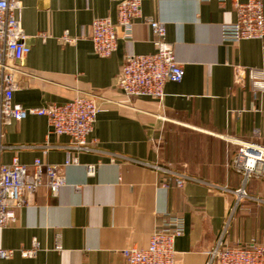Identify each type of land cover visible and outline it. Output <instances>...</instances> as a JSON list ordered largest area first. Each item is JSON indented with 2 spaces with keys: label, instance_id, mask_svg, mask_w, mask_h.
<instances>
[{
  "label": "crops",
  "instance_id": "obj_1",
  "mask_svg": "<svg viewBox=\"0 0 264 264\" xmlns=\"http://www.w3.org/2000/svg\"><path fill=\"white\" fill-rule=\"evenodd\" d=\"M120 1L21 0L31 53L18 65L14 102L40 108L96 95L103 111L92 151L68 167L70 138L52 134L46 118L7 128L5 164L18 155L31 169L42 159L60 167L66 185L58 195L41 188L16 211L0 231V249L13 255L0 264H127L124 250L147 247L163 214L186 221L177 264H207L221 239L264 245V164L250 177L237 166L243 143L264 148V41L223 43L222 26L237 20L229 2L144 0V16L166 25L185 77L165 86L161 102L125 103L118 78L128 56L156 52L150 27L137 21L133 39H120L109 58L88 37L95 19L116 23ZM65 33L77 43H61ZM236 67L247 70L241 84ZM173 173L189 178L184 187Z\"/></svg>",
  "mask_w": 264,
  "mask_h": 264
},
{
  "label": "built area",
  "instance_id": "obj_2",
  "mask_svg": "<svg viewBox=\"0 0 264 264\" xmlns=\"http://www.w3.org/2000/svg\"><path fill=\"white\" fill-rule=\"evenodd\" d=\"M143 1H120L116 23L109 18L95 19L88 35L95 54L100 58H109L118 50L120 39H133L137 21L150 27L155 37L156 52L128 56L118 78L117 88L125 97V103L141 98L161 102L165 98V86L168 83L179 84L185 77L184 66L175 56V44L167 39L166 25L144 16ZM208 1L222 5L229 2L236 12V22L222 26L223 43L237 45L244 40L264 41V0ZM23 9L21 0H0V231L16 221V211L26 206L41 188L48 187L54 195H58L66 185L60 167L48 165L42 159H36L31 169L21 164L18 155L13 157L10 164H5L4 153L13 149L5 144L7 128L30 116L46 118L52 134L70 138L67 159L63 165L68 167L79 163L78 155L92 151L89 139L103 111L101 98L96 95L77 96L62 105L52 104L40 108H24L14 102V94L19 89L18 65L31 53L22 24ZM42 38L46 40V36ZM60 41L73 45L78 39L65 33ZM235 72V81L241 84L247 76V70L236 67ZM250 78L253 79V76ZM259 163L264 164V148L243 143L237 165L239 169L250 177ZM95 171L94 166L88 167L90 176L95 175ZM173 175L177 176L176 185L180 188L189 180L176 173ZM164 187H168V184L165 183ZM185 231L186 221L183 217L160 215L147 247L124 250L127 264H177L175 244ZM35 251H23L22 254L32 257ZM12 255L13 251L0 249V260ZM207 264H264V245L256 240L243 245L221 239L211 251Z\"/></svg>",
  "mask_w": 264,
  "mask_h": 264
}]
</instances>
